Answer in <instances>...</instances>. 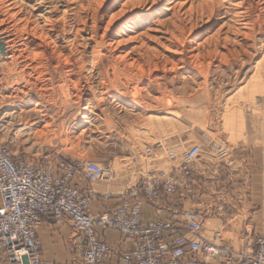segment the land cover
<instances>
[{
  "label": "rangeland",
  "instance_id": "obj_1",
  "mask_svg": "<svg viewBox=\"0 0 264 264\" xmlns=\"http://www.w3.org/2000/svg\"><path fill=\"white\" fill-rule=\"evenodd\" d=\"M21 1L23 4L29 2ZM178 2L183 3L182 12L192 5L197 13H203L204 20L212 13L204 31L199 32L203 35V41L207 38L214 39L211 44H207L208 41L198 48L203 55L206 88L203 87L201 75L189 63L188 56L192 49L188 45H182L185 62L183 68L179 70L182 65L177 64L171 69L169 64L171 60H176L173 56L178 46L171 41L170 35L179 34L174 32L177 23L172 22L171 13L161 14L152 23L139 26L135 33H131L130 29L125 31L119 39L123 40L119 46L110 42V36L117 27L108 30L104 38L106 46L97 50L96 61L88 46H82L80 51L83 52L86 69L80 77H84L83 82L90 83L91 90L93 89L92 98L83 104H78L74 91L65 84L64 71L51 59L47 62L51 82L48 83L49 89L46 92L50 95L45 93L46 97H42V100L36 95L32 103L27 102V98L24 99L14 90L16 87L13 82L19 76L17 73L8 75L6 68L11 67L8 56L0 58V144L14 159L51 163L55 159L90 161L109 169L113 174L110 182L127 175L130 187L150 172H168L172 165H177L167 161L168 151L181 156L192 146L200 145L202 156L216 159L220 149L232 153L239 147H263L264 22L261 20L264 18V0ZM107 10L108 7L101 12L106 13ZM155 12H159V9ZM240 12L245 14L247 27L244 29L245 36L241 34L237 37V26L243 23V19L241 21L239 15H236ZM38 14L35 13L34 16ZM258 17L262 18L258 20ZM53 18L57 19L56 15ZM158 20L162 23L161 26L157 23ZM172 24L176 25L173 27ZM100 28L97 24V37L102 34ZM89 30L90 24L88 31L80 34V39L89 37ZM149 30L150 38L155 40L147 41L142 37ZM134 37L137 38L132 41L129 39ZM234 38L237 42L231 44L230 39L233 41ZM62 39L63 42L69 41L72 37L62 36ZM163 39L170 40L165 42ZM115 41L117 40L113 39ZM140 45H144L143 48ZM135 47L142 49V57L148 60L142 76L139 75L140 72L137 74L138 70L126 65L130 58L137 56L133 49ZM210 51L220 52L224 56L222 59L227 58L222 60L223 65H215L217 61L210 55L212 53L208 54ZM230 53H235L233 58L228 55ZM126 55L127 59L121 58ZM208 55L211 56L209 59ZM138 57L139 55L135 58ZM156 58L157 61L154 60ZM97 61L100 62L99 66L95 65ZM154 61L156 65H153ZM115 67H118V72L114 70L116 74L112 71ZM102 79L108 80L103 87ZM135 90L139 91L138 98H134V93L132 94ZM36 101L40 102L51 126L47 127L43 120L38 122L30 116V110L34 108ZM82 108L86 110L88 120L82 119ZM41 130L47 131L37 132ZM227 237L228 235L220 237L215 242L216 245L219 246L221 239Z\"/></svg>",
  "mask_w": 264,
  "mask_h": 264
},
{
  "label": "built area",
  "instance_id": "obj_2",
  "mask_svg": "<svg viewBox=\"0 0 264 264\" xmlns=\"http://www.w3.org/2000/svg\"><path fill=\"white\" fill-rule=\"evenodd\" d=\"M201 156L200 145L192 146L181 156L174 151L166 153L167 161L177 163L187 178L189 168ZM227 156L220 149L216 159ZM81 178L95 183L111 181L113 174L90 161L14 159L0 144V263L53 264L41 260L36 238L42 218L50 215L57 223L67 219L71 229L82 237L80 264H264L263 238L256 239L250 249L234 251L194 236L206 227L205 217L197 210L183 215L185 235L175 233L171 222L142 223L146 201L155 202L177 193L174 171L148 173L138 185L120 195V205L96 217L89 215V207L98 195L91 189L83 192L70 185ZM192 187L188 178L184 191L190 198L194 197ZM216 211L221 212L222 208L217 207ZM98 230L113 231L123 241L132 242L133 249L119 255L116 263L107 262L110 249L99 238ZM218 236L215 233L212 239L216 241Z\"/></svg>",
  "mask_w": 264,
  "mask_h": 264
},
{
  "label": "bare ground",
  "instance_id": "obj_3",
  "mask_svg": "<svg viewBox=\"0 0 264 264\" xmlns=\"http://www.w3.org/2000/svg\"><path fill=\"white\" fill-rule=\"evenodd\" d=\"M229 1L235 2L236 0H229ZM182 4L183 3L178 2V0H123V1H119V0H29V2L26 4H23L21 0H0V17L2 19L0 21V42L2 43V47H3V52H2L3 58L8 56L7 59L9 60V64L11 66L10 68H6L8 75L17 73V76H19L18 77L19 79L18 80L15 79L13 82L14 87H16V89H14L15 92L21 94L24 99L27 98L28 99L27 102L29 103L33 102L34 96L36 95L39 97V99L41 98V100H42V97L44 96L46 97V95H50L49 93L47 94L46 92H48L47 90L49 89L48 83L51 82L50 75L48 74V71H47V68H48L47 62L49 59H51L52 61L55 62L57 67L61 68L64 71L65 84L74 91L75 93L74 95H75V98L78 100V104L80 103L83 104L84 102H87V101L89 102V98L90 97L92 98L93 89L91 90L90 83L83 82L84 77L82 78L80 77V74L83 73L84 70L86 69V64L83 58V52L80 51L82 46L83 47L88 46V49L91 50L92 58L95 59L97 57V50L99 48H103L106 46L105 44L107 42L106 43L104 42V38L108 30L112 28L114 29L115 27H117V29L114 31V34L110 36L111 37L110 42H112L113 45L119 46L121 41L123 42V40H119V39L122 38V35H124L125 31H129L128 29H130L131 33H135L136 29H138L139 26H142L143 24H146V23H152V20L155 17H159L161 14H165V13H171L172 22L174 21L177 23V26L175 27L174 32L179 34L178 36H175V34L170 35L171 41L173 43H177V46H178V48H176V50L174 51L175 56H173V59H176V60H171L169 64L171 69L175 68L177 64H179L180 66L182 65L181 68L179 67L180 68L179 70L183 68V66L185 65V62L182 56L183 55L182 45H188V48L192 49L190 50L192 52H190L189 53L190 55L188 56L189 63L191 62L190 64H192L194 68L193 70H195L196 72H198V74L201 75L200 77H202L204 80L203 87L206 88V81H205L206 76L203 73L205 68L202 64L203 55L198 51V48L200 49L202 45L206 44L208 41L209 43L207 44H211L210 42H212L214 39L207 38V40L203 41L202 40L203 35L201 36L200 35L201 33L199 32L204 31V29L208 25V22L211 19L212 13H210V15H207L209 17L208 18L205 17L206 19L204 20L202 19L204 18L203 13L202 12L200 14L197 13V9L195 10V7H192V5L187 10L182 12V10L184 9V7L182 8ZM185 5H187V2L185 3ZM258 5L260 6V4ZM107 7H108L107 12L105 11L106 13H102L101 11H103V9ZM157 9H159V12H155ZM35 13H39V14L34 16ZM142 13L144 14L139 15ZM55 15L57 19L54 20L53 17ZM236 15H239V18L241 19V21L243 19V23L238 24L235 35H237V37L240 36L241 34L245 36L246 30L244 29H246L247 27L246 26L247 21H245L246 18H244L245 14L244 12H240ZM139 18L140 20H142V23L140 22ZM261 18L262 17H258V20H260ZM261 21L263 23L264 18H262ZM157 23L159 24V26L162 25V23L159 22V20L157 21ZM88 24H90V30H89L90 33H88L89 37L80 39L81 38L80 34L81 35L83 33L85 34V32L88 31ZM97 24L100 25L101 27L100 29L102 30V34L99 37H97V34H96ZM58 25H61V27H59ZM149 33H150V30L147 34L142 36L147 41H151L153 39V38H150ZM233 34H234V31H233ZM62 36H65L67 38L71 36L72 39L69 41L65 40L63 42ZM112 38L116 39L117 41L113 42ZM136 38L137 37L129 38V39L132 41V40H135ZM235 38L233 39V41L232 39H230L231 41L229 40L231 44L237 42L236 41L237 39ZM163 40L165 42H168L170 39L169 40L163 39ZM217 43L218 42H216L215 44ZM167 45H169V43ZM108 46L109 45L107 44V47ZM143 46L141 47L143 48ZM157 46H159V43ZM133 49H135L134 52H137V56L139 55V57L135 58L137 57L135 56L133 58H130V60L127 61L126 65L130 69L138 70L137 74H139L140 72L139 75L142 76L143 69H146L144 65L146 61L148 60L147 58L142 57L140 53L142 49H140L139 47L137 48L135 47ZM208 54L212 55V58L213 59L215 58V61H217V63L215 62V65H218V64L223 65L222 62L225 61V59H227L226 57L222 59L224 56L220 52L217 53L216 51L215 52L210 51L208 52ZM234 54L231 55L230 53L228 55H231V57L233 58ZM126 57L128 56L127 55L122 56L121 58L124 59ZM210 57L211 56H209L208 59ZM228 57L230 58V56ZM0 58H2L1 55H0ZM154 60L157 61L158 59L156 58ZM99 63H100L99 61L95 62V65L99 66L100 65ZM154 64H155V61L153 65ZM152 67L154 68L155 66H152ZM207 67L208 66H206V68ZM114 70L118 72V67L112 68V71ZM106 73L108 74L107 71ZM141 76H138V77H141ZM133 77L135 79V76ZM106 82H108L107 79H102L101 86L103 87L104 85H106L107 84ZM38 84L40 86H38ZM132 94L135 96L134 98H136L137 96H139V91L135 90L132 92ZM82 111H84L83 108H82ZM85 111L82 112L83 113L82 119L88 120V117L86 116ZM29 114L30 116L34 117L35 121L40 122L41 120H43L46 123L45 126L47 127L51 126V124L49 123L47 114L41 108L39 101L35 102L34 108L30 110ZM166 115L169 116V113H167ZM155 118H158V117H155ZM44 127L43 129H45ZM43 131L46 133L47 130H41L37 132L44 133Z\"/></svg>",
  "mask_w": 264,
  "mask_h": 264
},
{
  "label": "crops",
  "instance_id": "obj_4",
  "mask_svg": "<svg viewBox=\"0 0 264 264\" xmlns=\"http://www.w3.org/2000/svg\"><path fill=\"white\" fill-rule=\"evenodd\" d=\"M170 171H174L177 180V193L155 202L146 201L142 207L143 224L171 222L175 233L185 235L183 215L197 210L206 219L205 229L193 233L199 239L209 240L219 233L218 241L228 235L221 239L220 245L229 246L234 251L250 249L256 239H264V146L239 147L221 160L206 156L198 158L189 168L192 198L185 194L188 178L178 169V164L172 165ZM142 178L132 187L138 185ZM129 184L127 175L112 182L89 183L81 178L70 183L83 192L91 189L98 195L90 203L91 217L103 215L120 205V195L132 188ZM217 207L222 211L217 212ZM97 234L110 249L106 260L109 263H116L119 255L133 249L132 242L123 241L111 230H98ZM36 238L41 260L53 264H80L84 241L71 229L67 219L57 223L50 215L43 217ZM168 239L172 241L173 236ZM200 264L206 262L200 261Z\"/></svg>",
  "mask_w": 264,
  "mask_h": 264
},
{
  "label": "water",
  "instance_id": "obj_5",
  "mask_svg": "<svg viewBox=\"0 0 264 264\" xmlns=\"http://www.w3.org/2000/svg\"><path fill=\"white\" fill-rule=\"evenodd\" d=\"M3 47H2V43L0 42V55H1V57L3 58Z\"/></svg>",
  "mask_w": 264,
  "mask_h": 264
}]
</instances>
